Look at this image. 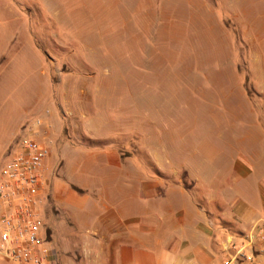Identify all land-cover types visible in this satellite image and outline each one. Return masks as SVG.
<instances>
[{
	"label": "crops",
	"instance_id": "crops-1",
	"mask_svg": "<svg viewBox=\"0 0 264 264\" xmlns=\"http://www.w3.org/2000/svg\"><path fill=\"white\" fill-rule=\"evenodd\" d=\"M161 3L180 4L181 22L173 17L172 24L201 25V30L205 29L204 33L191 29L184 34L191 51L206 45L205 62H195V66L233 70L246 58L257 65L252 49L264 50V0H221V15L228 18L230 29L220 24L215 11L219 8L204 0ZM4 29L2 25L0 57ZM213 72L208 69L205 74L206 108H190L194 119L207 118L206 128L195 121L178 122L177 109L172 107L176 95L170 90L172 83L165 86L169 104L164 106L159 100L155 107L148 101L153 79L147 80L144 71L140 78L130 75L131 81L142 83L145 155L141 160L145 162L140 165H135L139 157L135 160L132 153L123 156L119 143L112 142L114 132H121L112 126L115 121L91 115L80 94L82 105L72 110L71 119L63 116L64 123L50 111L41 115L50 123L43 143L53 153L45 163L48 169L42 185L45 201L41 213L56 262L51 244L60 241L68 252L63 264H264V240L256 228L264 219V157L259 156L257 164H252L246 159L245 137L229 138V125L225 128L223 123L233 114L227 93L236 89L239 77ZM161 81L165 83L167 78L163 76ZM46 82L48 94L43 106H35V114L54 99L53 74ZM214 83L222 84L218 94L212 92ZM63 84V91L56 90L55 97L64 102L71 91ZM238 99L245 102L243 94L239 93ZM94 123L98 129H93ZM63 129L78 142L87 143L77 142L73 150L64 144L60 175L52 178L49 167H54L59 154L53 140ZM198 131L206 134L200 141L202 133ZM70 157L73 163L67 165ZM73 242L79 244L77 250L70 249ZM239 248L250 261L230 260ZM71 251L77 252V259ZM0 264L7 263L0 258Z\"/></svg>",
	"mask_w": 264,
	"mask_h": 264
},
{
	"label": "rangeland",
	"instance_id": "rangeland-1",
	"mask_svg": "<svg viewBox=\"0 0 264 264\" xmlns=\"http://www.w3.org/2000/svg\"><path fill=\"white\" fill-rule=\"evenodd\" d=\"M204 1L219 8L215 11L220 24L230 29L228 18L221 15V0ZM180 8L178 3H161V0H0L5 28L3 58L0 57V168L12 155L25 128L37 117L50 111L60 122L64 123L63 116L71 119L72 110L83 103L77 93L95 118L115 121L112 126L121 132H114L112 142L119 143L123 156L132 153L135 160L139 157L135 165H140L145 155L142 147V83L131 81L130 75L140 78L144 71L147 80L153 79L155 84L151 85L153 89L148 101L155 107L159 100L164 106L169 104L165 86L172 83L170 90L176 92L172 107L177 109L178 122L195 121L206 128L207 118L198 116L194 119L190 108L197 105L205 109L207 106L205 74L208 69H213V74L239 77L234 84L236 89L227 93L233 114L229 116V122L223 123L225 128L229 125L230 139L245 137L246 159L257 164L258 157H264V50L255 52L252 49V54L256 53L253 60L256 66L247 58L233 70L195 66V62H205L206 45L191 51L184 34L191 29L204 33L205 29L201 30V25L181 26L183 12ZM173 17H177L179 23L172 24ZM252 54L249 53V57ZM158 61L166 64H158ZM173 61L175 64L167 65ZM50 74H53L54 99L48 100L49 104L35 114V106H43L48 94L46 80ZM163 76L167 78L165 83H161ZM63 78H67V83L63 84ZM62 84L71 91L64 102L61 97H55L57 91H63ZM213 85L212 92L218 94L222 84ZM239 93L243 94L244 103L239 101ZM61 101L62 107L59 106ZM46 123L48 131L50 123L48 120ZM94 127L98 129L99 125L94 123ZM198 133H202L199 141L206 137L203 131ZM47 135L45 133L44 137ZM40 139L39 135L35 136L36 141ZM53 141L59 154L54 167H49L52 178L60 175L64 144L73 150L78 142L66 129ZM78 143L86 144L87 141ZM49 149L51 156L52 148ZM71 163L72 157L68 158L67 165ZM51 245L57 254L56 264H63L67 249H63L60 241ZM78 248L77 242L70 244V249ZM70 253L77 259V252ZM0 258L7 264H15Z\"/></svg>",
	"mask_w": 264,
	"mask_h": 264
},
{
	"label": "built area",
	"instance_id": "built-area-1",
	"mask_svg": "<svg viewBox=\"0 0 264 264\" xmlns=\"http://www.w3.org/2000/svg\"><path fill=\"white\" fill-rule=\"evenodd\" d=\"M47 129L45 119L37 117L0 168V256L15 264H56L44 237L41 213L45 163L50 156L49 147L43 143ZM37 135L40 141L35 140ZM256 228L264 240V219ZM230 260L250 261L251 257L239 248Z\"/></svg>",
	"mask_w": 264,
	"mask_h": 264
},
{
	"label": "trees",
	"instance_id": "trees-1",
	"mask_svg": "<svg viewBox=\"0 0 264 264\" xmlns=\"http://www.w3.org/2000/svg\"><path fill=\"white\" fill-rule=\"evenodd\" d=\"M44 237H45V240L48 242L49 240H48V233H47V230H46V227H45V225H44ZM45 230H46V234H45Z\"/></svg>",
	"mask_w": 264,
	"mask_h": 264
}]
</instances>
